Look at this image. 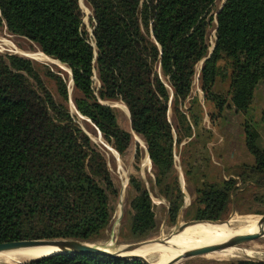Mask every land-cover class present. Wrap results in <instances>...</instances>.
<instances>
[{
  "label": "trees",
  "instance_id": "obj_1",
  "mask_svg": "<svg viewBox=\"0 0 264 264\" xmlns=\"http://www.w3.org/2000/svg\"><path fill=\"white\" fill-rule=\"evenodd\" d=\"M213 1L84 0L91 11L89 37L78 0H0V24L69 67L76 110L117 151L127 145L130 132L117 125L112 107L100 99L123 101L130 128L145 142L170 219L182 193L175 180L163 181L172 154L166 101L169 89L179 102L188 94L194 64L208 52L205 35L212 15L214 40L198 72L205 96L220 108L222 99L211 85L218 75L226 76L232 104L244 109L257 81L264 83V0H224L210 12ZM93 70L99 81L95 90ZM53 75L65 99V83ZM260 119L264 125V112ZM194 123V116L184 121V135H190ZM244 134L253 156L249 168L264 172V151L255 143L254 129L246 124ZM95 175H107L103 160L65 105L52 98L32 60L0 53V242L97 239L110 211ZM129 181L135 190L129 200V228L132 238L141 240L156 229L153 203L143 186L132 177ZM235 183L229 176L196 186L193 218H220ZM15 264L143 263L100 254H54ZM224 264L264 260L243 257Z\"/></svg>",
  "mask_w": 264,
  "mask_h": 264
},
{
  "label": "rangeland",
  "instance_id": "obj_2",
  "mask_svg": "<svg viewBox=\"0 0 264 264\" xmlns=\"http://www.w3.org/2000/svg\"><path fill=\"white\" fill-rule=\"evenodd\" d=\"M221 2L222 0H214L210 12L216 11ZM79 6L82 11L83 25L90 37L92 27L90 8L84 0H79ZM214 23L215 19L212 15L206 27L205 35L208 49L214 40ZM17 49L43 53L36 43L25 36L8 32L5 25L1 23L0 53L22 55ZM25 57L32 60L35 70L52 98L57 103L65 105L73 120L88 136L92 149L104 162L107 175H95L94 177L106 194L110 215L99 237L89 243L106 246L108 242L113 240L114 245L119 246L141 240H146L143 242L162 240L168 236L174 225H181L182 222L193 219L194 210L198 206L195 200L194 188L196 186L201 185L202 182H218L229 176L236 179V189L230 195L227 209L219 219L227 217L222 220L231 221L233 225L244 229H255L264 225V223L259 225L256 221V217L264 210V172L252 171L249 168L253 163V156L247 151L244 144V126L247 124L256 133V145L264 151V125L260 119L264 112V83L261 80L255 84L251 99L246 107L239 109L235 108L230 100V94L227 90L228 77L218 75L211 85V91L218 93L219 98L222 99L221 106L218 108L213 99L205 96L200 86L198 72L202 61L198 60L194 64L190 89L186 97L179 102L170 95L168 96L166 119L170 125L172 154L169 171L163 181L172 182L175 180L182 193V202L174 218L170 219L167 214L168 202L158 192L154 168L146 154L145 142L139 133L130 128L129 115L123 101L119 98L100 99L112 107L117 125L130 132L127 145L121 151H117L112 146L111 141L100 133L96 125L88 120L85 115H80L69 101V98L71 100L73 96V86H71L66 65L61 62L50 64L29 56ZM222 63L220 60L219 64ZM154 68L158 71L156 64ZM53 73L65 83L67 92L65 99L57 89V80ZM98 85L99 81L93 70L91 74L93 90ZM180 113H183L184 117ZM191 116H194L195 123L190 124L191 133L186 136L184 135V121ZM176 135L179 136L177 140ZM131 177L148 191L153 203L156 221L155 232L141 240H134L129 228V200L135 193L129 181ZM224 238L215 237L211 240L212 242L199 246L216 243ZM193 248L198 247L176 246L173 247L175 253L173 256L167 258L166 254L156 253L145 257V259L153 264L154 261L166 264L182 252ZM212 252L223 253L226 256L218 258L207 256L208 253ZM243 257L264 260V236L237 246L215 249L204 254L183 258L173 264H224ZM25 261L27 260L22 262ZM15 263L17 262H0V264Z\"/></svg>",
  "mask_w": 264,
  "mask_h": 264
},
{
  "label": "bare ground",
  "instance_id": "obj_3",
  "mask_svg": "<svg viewBox=\"0 0 264 264\" xmlns=\"http://www.w3.org/2000/svg\"><path fill=\"white\" fill-rule=\"evenodd\" d=\"M17 51L27 54L29 57L33 59L45 61L50 64H59L60 62L57 59L50 58L39 51H24L19 49H17ZM260 227H257L255 229H244L239 226L233 225L231 221H223V220H211V221L200 220V221L188 222L186 224L177 225L175 227L177 229H174L173 232H170L168 236L166 238H163L162 240H157L155 242L140 243L137 247L131 250L129 254H135L145 258L152 254L163 253L166 254L168 258L170 256L175 255L173 251V247L176 246L202 247L199 245L212 242L211 240L215 237H219V236L225 237L223 240L219 241V242H223L233 236L256 232L257 229ZM262 227H263L262 232L259 237L264 236V225ZM174 234L176 235L173 238H171ZM219 242L212 244H217ZM207 245H211V244H207ZM207 245H203V246H207ZM96 246L109 251L120 247V246H115L113 240L108 242L106 246H99V245ZM59 250H60L59 247L49 244L18 247L5 251H0V262H4V263L22 262L30 258L35 259L40 256L52 252H56ZM207 256L218 258V257H224L226 256V254L212 252V253H208ZM154 264H160V263L154 261Z\"/></svg>",
  "mask_w": 264,
  "mask_h": 264
},
{
  "label": "water",
  "instance_id": "obj_4",
  "mask_svg": "<svg viewBox=\"0 0 264 264\" xmlns=\"http://www.w3.org/2000/svg\"><path fill=\"white\" fill-rule=\"evenodd\" d=\"M223 1L224 0H222V2L219 4L217 10L221 7ZM78 2H79V0H78ZM211 48H212V45L208 49L207 55L209 54ZM22 55L28 56L27 54H24V53H22ZM205 57H203V58H205ZM203 58H201L200 60L202 61ZM66 67L68 68L69 78H70V81L72 83L70 69L68 66H66ZM169 91H170V96H171V93H172L171 89H169ZM69 101L73 104V102L70 100V98H69ZM126 110H127V108H126ZM127 113L129 115L128 110H127ZM88 120H89V118H88ZM145 149H146V147H145ZM146 154H147V151H146ZM147 156H148V154H147ZM222 219H225V218H222ZM222 219H219V218H217V219H196V218H193V219H189L187 221H184L182 223L186 224L188 222L200 221V220L211 221V220H222ZM256 221L259 225L260 224L262 225L264 223V210L258 215V217H256ZM175 227H176V225H174L171 228V232H173L174 229H177ZM262 228L263 227L261 226L260 228L257 229L256 232L233 236V237H231V238H229L223 242H219L217 244H211V245H207V246H202V247L186 250V251L182 252L180 255H178L177 257L173 258V260L167 262L166 264H173L177 260L187 258V257H191V256H195V255L204 254L205 252L212 251L215 249H222V248H226V247H230V246H237L239 244L245 243L247 241H250L252 239L259 237L261 235ZM151 239H154V238H151ZM143 241H146V240L122 244V245H119L120 247L109 251V250L99 248L95 244L85 242V241H81V240H76V239H64V238L19 239V240L0 242V251L14 249V248H18V247L34 246V245H39V244H49V245L59 247L60 250L46 254V255H43V256H40V257L50 256V255H54V254H100V255H106L109 257L120 258L123 260H139L143 264H153L152 262L148 261L147 259H145L141 256H138L135 254H129V252L131 250H133L135 247H137ZM40 257H38V258H40ZM17 263H21V262H17Z\"/></svg>",
  "mask_w": 264,
  "mask_h": 264
}]
</instances>
